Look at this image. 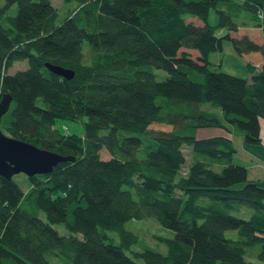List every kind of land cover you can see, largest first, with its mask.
Instances as JSON below:
<instances>
[{"label": "trees", "instance_id": "16d2710c", "mask_svg": "<svg viewBox=\"0 0 264 264\" xmlns=\"http://www.w3.org/2000/svg\"><path fill=\"white\" fill-rule=\"evenodd\" d=\"M74 1L58 22L52 0H0V99L12 95L1 128L74 157L27 174V188L0 175V264H264V187L234 160L236 136L263 139L264 60L247 62L248 79L210 59L225 39L264 59V41L233 35L246 25L264 35V0ZM208 127L219 131L197 136ZM148 216L173 229L154 233L166 251L127 225Z\"/></svg>", "mask_w": 264, "mask_h": 264}, {"label": "rangeland", "instance_id": "374dc122", "mask_svg": "<svg viewBox=\"0 0 264 264\" xmlns=\"http://www.w3.org/2000/svg\"><path fill=\"white\" fill-rule=\"evenodd\" d=\"M54 4L57 5L58 9H59V18H58V22H61L62 19H64L65 17H67L69 15V11L71 8H73V6L76 4V1L72 0V2H65L64 0H52ZM8 12L10 14H15L17 12V6L16 4H12L10 5ZM218 14L215 10V8H212L209 12L208 15V19L209 21L214 24L215 22L218 21ZM188 19H195L196 22H202L201 19H199L197 16L195 15H188ZM256 31V30H254ZM263 33H261V35L259 36L257 34V31L254 34V38H256L257 40L259 39L262 40L263 39ZM84 46H87V42L84 43ZM193 53V55L195 56L196 53H199L198 50L196 48L191 49ZM261 52L258 51H252L250 53H243L240 54L238 53L237 50H234V46L232 44V41L230 39H225L224 43H223V49H219V50H215V52H212L210 54V59L212 62V67L214 69H221L224 71H229L232 72L234 74H239L241 76H244L248 79H250L251 77V71H249L248 66H247V62L248 61H252L254 63H257L256 61V55L260 54ZM28 64L27 59H21V60H17L14 62V64L10 67V71H14L17 68H21V67H26ZM155 73L157 75L158 78H162L164 76H166L167 71L165 69H160L158 67H155ZM57 125L60 126L61 129L65 130L66 132H76V133H84V124L81 121L75 122V121H70V120H63V119H57L56 121ZM67 126V127H66ZM152 127H157V128H164V127H168V125H163L162 123H153ZM219 131V129L216 128H199L197 130V136H208V134H214L217 133ZM263 131H264V127H263ZM241 137H235V143L236 146L238 147V150L234 153V158L236 162L239 163H247V165H251L248 166L250 168V173H249V178H255L257 179V182L264 187V160L262 162H253L250 159H248L247 154H246V150L244 148V146H252V145H256L257 147H253V152H255L257 154V156L259 158H263L264 156V146L261 145V142L259 143H248V142H241L242 140L240 139ZM264 139V138H263ZM185 149V156H186V162L183 164V166L181 167V169L179 170L178 175L180 174H184L187 172V168L189 165V162L191 161L190 159L191 154H192V149L189 145L184 146ZM101 153H103L104 157H108L110 156L109 153H107V151L103 148L101 150ZM143 153V152H142ZM144 154V153H143ZM263 168H262V167ZM27 173L25 174L24 172H18L15 173L14 175V179H17L23 188H27V186L29 185V181L28 178L26 177ZM42 216L45 217L44 213L42 212ZM127 225L131 228H133L136 232L139 233L140 238H142L147 244L149 243L150 245H153L157 248H160L163 251H166L167 247L165 246L164 243L162 242H158V240L156 239V237H154V233L158 234H163L165 236H169L172 235L174 233L172 228H168L166 226L161 225L156 219L155 217L152 216H148L147 218H136V219H131L129 222H127ZM55 227L58 229V231L63 232V233H67L68 230H66L65 226L63 223L61 224H55ZM225 233L228 236L234 237L237 236L238 233L236 231V229H227L225 231ZM133 248H139V245H134ZM258 248L256 247V250ZM55 261H58V257H54ZM258 256L256 255L257 259ZM141 262H143V259L138 258ZM137 259V260H138ZM218 264V263H216Z\"/></svg>", "mask_w": 264, "mask_h": 264}, {"label": "water", "instance_id": "95a60500", "mask_svg": "<svg viewBox=\"0 0 264 264\" xmlns=\"http://www.w3.org/2000/svg\"><path fill=\"white\" fill-rule=\"evenodd\" d=\"M49 69L62 75L72 77L74 70L57 63L46 62ZM12 95L3 92L0 99V124L2 115L11 105ZM74 158L71 155H63L58 151H52L20 139L6 133L0 125V175L11 178L15 173L24 172L28 175L48 173L52 171L59 161Z\"/></svg>", "mask_w": 264, "mask_h": 264}, {"label": "crops", "instance_id": "0c3cea01", "mask_svg": "<svg viewBox=\"0 0 264 264\" xmlns=\"http://www.w3.org/2000/svg\"><path fill=\"white\" fill-rule=\"evenodd\" d=\"M199 23V22H198ZM254 30H256L257 31V34L260 36L261 35V33H262V28L261 27H254V26H248V25H246V26H240L239 27V30H237L236 32H233V35L234 36H236V35H243V34H246V33H248L252 38H254V34H255V32L256 31H254ZM254 39H256V38H254ZM257 40V39H256ZM259 40V39H258ZM257 40V41H258ZM260 41H264V36H263V39L262 40H260ZM250 52H252V51H247V53H250ZM247 53H245V54H247ZM263 57H262V54L260 53V54H257L256 55V61H257V63H254L256 66H257V68H259L261 65H262V63H263ZM262 135H263V138H264V131H263V129H262ZM241 142H243V141H241ZM261 145H263L264 146V139H262V142H261ZM237 147V146H236ZM253 147H257L256 145H252V146H244V148H245V150H246V154H247V157H248V159H250L251 161H253V162H262L263 160H264V156H263V158H259L258 156H257V154L255 153V152H253ZM237 149H238V147H237ZM235 160V159H234ZM243 163H245V162H243ZM246 165H247V163H245ZM264 164V163H263ZM248 166H251V167H253L252 166V164L251 165H247V168H249ZM262 167V166H261ZM264 167V166H263ZM262 167V168H263ZM249 173H250V168H249ZM254 178V177H253Z\"/></svg>", "mask_w": 264, "mask_h": 264}]
</instances>
